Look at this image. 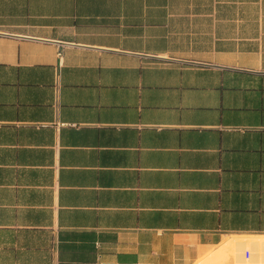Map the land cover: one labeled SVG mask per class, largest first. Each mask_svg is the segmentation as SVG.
<instances>
[{
  "label": "crops",
  "instance_id": "0c3cea01",
  "mask_svg": "<svg viewBox=\"0 0 264 264\" xmlns=\"http://www.w3.org/2000/svg\"><path fill=\"white\" fill-rule=\"evenodd\" d=\"M259 237L264 0H0V264Z\"/></svg>",
  "mask_w": 264,
  "mask_h": 264
},
{
  "label": "bare ground",
  "instance_id": "6f19581e",
  "mask_svg": "<svg viewBox=\"0 0 264 264\" xmlns=\"http://www.w3.org/2000/svg\"><path fill=\"white\" fill-rule=\"evenodd\" d=\"M227 251L231 253L227 257H222L223 253ZM209 254H211L209 258H206L208 261H203L201 264H245L248 260L249 263L264 264V237L256 239L233 238L232 241L220 245L219 253Z\"/></svg>",
  "mask_w": 264,
  "mask_h": 264
},
{
  "label": "rangeland",
  "instance_id": "374dc122",
  "mask_svg": "<svg viewBox=\"0 0 264 264\" xmlns=\"http://www.w3.org/2000/svg\"><path fill=\"white\" fill-rule=\"evenodd\" d=\"M233 240V239H232ZM232 240H230V241H232ZM220 252V246L219 247H216L213 251H211L210 253H219ZM229 253H231L230 251H227V252H224L222 255V257H227L228 255H229ZM211 254H207V255H205L197 264H201L203 261H208V260H206V258H209V256H210ZM221 256V255H220ZM212 258V257H211ZM242 263V262H241ZM244 263V262H243ZM245 264H254V263H249V260L247 261V262H245Z\"/></svg>",
  "mask_w": 264,
  "mask_h": 264
},
{
  "label": "built area",
  "instance_id": "2783aa9c",
  "mask_svg": "<svg viewBox=\"0 0 264 264\" xmlns=\"http://www.w3.org/2000/svg\"><path fill=\"white\" fill-rule=\"evenodd\" d=\"M59 56H60V54H59Z\"/></svg>",
  "mask_w": 264,
  "mask_h": 264
}]
</instances>
